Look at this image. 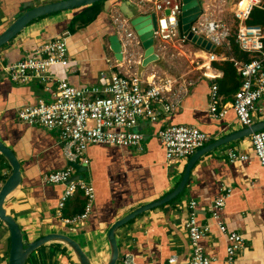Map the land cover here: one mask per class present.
I'll use <instances>...</instances> for the list:
<instances>
[{
    "label": "crops",
    "instance_id": "obj_1",
    "mask_svg": "<svg viewBox=\"0 0 264 264\" xmlns=\"http://www.w3.org/2000/svg\"><path fill=\"white\" fill-rule=\"evenodd\" d=\"M29 1L32 0H5L1 7L3 25L0 26V34L23 12L22 4ZM56 1L60 0H49ZM115 1L102 4V12L95 21L78 28L74 33L69 31V24L79 13L78 10L43 16L32 21L0 49V142L12 150L21 168L20 184L7 197L4 209L19 225L25 241L35 242L48 234H63L77 244L78 240L81 241L85 249L83 246L79 247L91 264L109 262V229L134 210L161 200L175 190L182 180L189 159L200 149L185 157L186 160L168 162L157 137L160 130L168 126L194 127L208 136L209 141L204 146L245 130L238 123L232 109L240 88V78L232 59L243 63L252 60L235 41L234 44L247 61L241 58L240 53L236 56L232 54L230 39L234 37L229 38L224 45L217 46L220 49L217 60L210 65L207 61L210 53L190 41L182 47L178 43H171L165 50L157 43L154 52L160 62L148 65L140 77L172 79L176 84L175 91L178 92L181 88L186 90L179 95L182 101L171 114H166L162 105L158 104L155 107L157 119L154 122L138 123L136 130L143 134L144 139L141 151L133 147H108L101 144L86 146L88 165L79 175V180L83 179L92 184L95 202L92 204L91 213L82 224L76 227L63 225L56 214L65 185L42 183L46 174L68 166L59 132L43 130L17 119V109L25 105H35L38 101L50 102L53 99L52 94L34 80L26 84L12 82L2 69L23 59L44 42L56 36H64L70 65L66 68L53 67L50 73L56 78H65L72 87L104 88L114 72L138 75V65L143 56L141 47L124 48L121 62L115 60L109 50L108 39L116 34L113 18L119 14L113 5ZM227 1L229 8L218 13L217 10L212 11L206 0H202L201 14L195 23L203 19L209 21L220 18L234 29L237 28L239 23L229 11L231 5L238 0ZM129 2L137 4L139 0ZM151 10V5H146V13H152ZM182 55L199 57L203 59V63L198 67L189 66L178 80H174L166 70L165 63L168 59ZM203 74H207L208 78ZM212 86L217 88L219 95L217 109L225 108L227 111L226 116L219 120L213 119L209 114ZM166 97L172 99L169 95ZM256 107L264 108V97L256 103ZM262 121L264 114L254 111L252 126ZM229 151L242 154L248 160L230 162L227 155ZM10 174L11 168L0 155V189ZM224 189L230 190V196L221 211V221L228 231L240 233L245 239V249L236 258L235 264H264V168L253 155L250 137L223 143L201 155L190 169L185 187L175 200L136 216L118 228L115 232L119 249L116 264H124L126 258H130L134 264H169L171 257L176 258V264H188L190 245L185 223L188 217L187 207L192 201L198 204V223L209 229V235L201 241L205 254L212 260L211 264H226V235L218 231L208 212ZM85 204L82 191H77L60 210L61 216L72 219L82 214ZM9 239L6 228L0 223V264L8 262ZM25 264L78 262L67 245L53 241L32 253Z\"/></svg>",
    "mask_w": 264,
    "mask_h": 264
},
{
    "label": "built area",
    "instance_id": "obj_2",
    "mask_svg": "<svg viewBox=\"0 0 264 264\" xmlns=\"http://www.w3.org/2000/svg\"><path fill=\"white\" fill-rule=\"evenodd\" d=\"M201 10H202V0ZM212 11L221 13L229 8L227 0H206ZM263 0H238L231 5L233 19L239 23L234 29L225 20L216 18L193 23L190 30L182 32L180 24L181 0H139L132 4L139 15H147L146 5L150 4L156 17V29L153 30L155 45L165 50L173 43L182 47L189 42L187 33L202 37L212 46H222L228 39L234 37L243 52L252 59L243 63L232 59L240 78V88L232 104L238 123L245 129L252 126V114L258 110L264 114V108L257 109L256 103L264 97V27L248 26L253 8H260ZM144 13H142V11ZM119 13V12H118ZM199 18V17H198ZM197 18V19H198ZM116 35L124 48L141 47L138 38L128 20L120 13L113 18ZM217 60V55H208V64ZM132 61H130L131 63ZM70 65L68 46L64 36H56L32 50L23 59L3 68L8 78L17 84L37 81L43 89L52 94L50 102L38 101L35 105L22 106L17 109V119L27 125H33L43 130L59 132L64 157L68 163L88 165L85 155L87 145L101 144L108 147H133L141 151L143 134L136 130L140 121L154 122L157 119L156 105L161 104L166 114H171L176 105L182 101L181 91L174 90L175 82L170 78L142 79L137 74L125 75L114 72L108 78L104 88H75L69 85L65 78H56L50 73L53 67L66 68ZM208 68V66H206ZM209 69V68H208ZM208 78L207 74H203ZM210 78V77H209ZM54 86V90L52 87ZM209 114L219 120L226 116V109L218 110L217 88L211 87ZM172 97L169 100L166 96ZM165 158L168 162H178L192 155L197 149L209 141L208 136L199 129L190 126H168L158 132ZM253 155L264 168V130L250 136ZM230 162H246L248 158L233 151L228 152ZM75 175V169L68 167L46 174L42 178L44 185H65L57 211V218L63 225L78 226L84 222L92 210L95 191L92 184L86 180L70 182ZM77 191H82L86 204L83 212L72 219L63 218L60 210ZM230 196V190H221L220 195L209 209V214L220 233L226 235V264H235L236 258L245 249L244 237L237 232L228 231L221 221V211ZM197 202L188 204V217L185 223L189 235L190 259L188 264H211L212 260L205 254L201 244L202 239L209 235L207 226L200 225L196 214ZM169 264H176V258L171 257ZM124 264H134L130 258Z\"/></svg>",
    "mask_w": 264,
    "mask_h": 264
},
{
    "label": "water",
    "instance_id": "obj_3",
    "mask_svg": "<svg viewBox=\"0 0 264 264\" xmlns=\"http://www.w3.org/2000/svg\"><path fill=\"white\" fill-rule=\"evenodd\" d=\"M49 0H40L39 3L42 5H35V1H29L21 6V11H23L17 18H15L0 34V49L6 46L13 38H15L22 30L25 29L32 21L41 19L43 16L61 12V11H72L77 8L92 5L94 3L106 0H60L56 2H48ZM181 15L180 24L182 25V32L186 33L190 30L192 24L197 20L201 14V1L200 0H181ZM118 12L125 17L130 26L134 29L138 41L140 43L141 49L143 51L142 61L138 65V76L148 67V65L160 62L158 56L154 52V38L153 30L156 29V17L154 13H149L147 15H139L136 8L129 2V0H123L118 6H116ZM187 39L199 47L202 50L207 51V53H219V47H214L207 40L199 37L192 32L187 33ZM108 45L110 52L114 55L115 60L122 61V46L116 34H112L108 39ZM264 130V121L259 122L247 128L235 132L233 134L227 135L219 141L206 145L203 148L197 150L188 161V166L184 171L183 177L179 185L175 190L171 191L161 200L152 202L150 205H146L140 209L134 210L132 213L118 220L108 231V247L110 258L107 264H116L119 255V249L116 243L115 232L118 228L125 225L127 222L140 216L153 208L159 207L166 204L172 200H175L183 191L185 184L188 180L190 169L193 168L195 161L204 153L210 152L212 149L219 147L223 143H228L239 138H247L254 133ZM0 155L7 162L8 166L11 168V174L2 185L0 189V223L6 228L9 236V253L7 264H25L28 257L35 253L42 246L49 242L58 241L62 242L68 246L73 255L75 256L78 264H91L86 254L81 250L79 245L72 241L68 236L63 234H48L47 236L33 242L25 241L22 231L17 224V222L7 215L4 209V204L9 195L19 186L21 181L20 175V164L12 152L6 148L0 142ZM69 167L75 169V176L70 182L79 180V175L83 173L87 166L83 164L68 163Z\"/></svg>",
    "mask_w": 264,
    "mask_h": 264
},
{
    "label": "trees",
    "instance_id": "obj_4",
    "mask_svg": "<svg viewBox=\"0 0 264 264\" xmlns=\"http://www.w3.org/2000/svg\"><path fill=\"white\" fill-rule=\"evenodd\" d=\"M123 0H116L113 4L115 7L118 6ZM111 2V0L106 1H100L97 3H94L89 6L77 8L76 10L72 11H79L77 16H75L72 21L69 24L70 32L74 33L78 30L80 27H86L89 24H91L95 19L98 17V15L102 12V4ZM262 8H253L251 10L249 20L247 21L248 26H264V4L261 6ZM230 48L231 52L234 56H236L237 53H240L238 50V47L236 44H234V38L230 39ZM241 54V53H240ZM241 58H243L244 61H247V58H245L244 55L241 54ZM229 66H233L232 63H228ZM213 66H217L216 64H213Z\"/></svg>",
    "mask_w": 264,
    "mask_h": 264
},
{
    "label": "rangeland",
    "instance_id": "obj_5",
    "mask_svg": "<svg viewBox=\"0 0 264 264\" xmlns=\"http://www.w3.org/2000/svg\"><path fill=\"white\" fill-rule=\"evenodd\" d=\"M4 2L5 0H0V26L3 25V19H1V14H2L1 7L4 5ZM35 5H41L39 3V0H35ZM201 63H203V59L201 60L199 59V57L195 58L194 56L188 57V56L182 55V56H179V58L175 57L173 59L172 58L168 59L167 63H165L166 64L165 66H166V70L170 72V75L173 77V79L178 80V78L183 74L184 70L188 69L189 66L198 67V65H201ZM184 160H186V158ZM78 244L81 247L83 246L80 240H78ZM83 249H85L84 246H83Z\"/></svg>",
    "mask_w": 264,
    "mask_h": 264
}]
</instances>
